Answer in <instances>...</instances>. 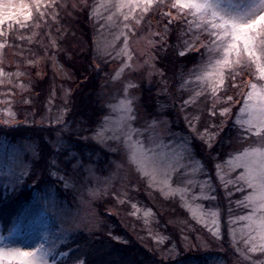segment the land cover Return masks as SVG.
I'll return each instance as SVG.
<instances>
[{
    "label": "rangeland",
    "instance_id": "rangeland-1",
    "mask_svg": "<svg viewBox=\"0 0 264 264\" xmlns=\"http://www.w3.org/2000/svg\"><path fill=\"white\" fill-rule=\"evenodd\" d=\"M87 1L51 0L48 7L42 10L44 15L41 16L34 10L33 20L26 22L24 28L16 24L9 30L5 25L4 31L8 34L0 35V69H3V72H0V119L8 123L15 121L22 112L20 103L32 102L28 97V92L33 82L45 76H49L53 81L52 96L45 115H38L37 121L54 122L62 119L64 104L71 92L70 82L75 80L73 70L64 61L74 60L73 53L86 50V42L82 40L70 19L85 8ZM99 2L100 0H93L92 5ZM92 5L91 16L94 26L92 37L95 40L92 52L93 57L98 60V69L102 68L103 71L100 92L103 102L107 106L112 103L115 96L123 93L126 84L138 85V87H129L126 92V95L133 99L136 107L134 126L140 127L145 122L151 123L155 120L157 124L154 131L157 142L162 141L173 147L183 140H190L193 144V138L189 132L177 129L171 115L166 114L169 112L166 106H158L156 114L150 116L141 103L142 89L148 87L160 89L159 83L164 74L157 61L161 50L158 45L165 41L160 35L165 32L164 25L166 24L157 13L164 9L144 14L142 22L133 25L135 31L128 32L131 37L128 40V47L132 52V66L123 69V76L116 79L114 76L121 69L123 61L127 59L126 55L121 56L125 41V37L119 34L123 26V18L116 14L115 8H112L98 9L101 18L97 19L92 15ZM177 23L184 24L183 22ZM185 32L184 27L174 31L175 34ZM21 36L24 39H20ZM188 39L191 41V36ZM176 40L180 41V39ZM167 45L170 46L169 42ZM197 46L200 48L199 43ZM60 53L65 57L62 61L59 57ZM199 61L189 64L184 76L178 79L180 80L178 86L175 85L178 81L174 79L171 82L170 79L169 86L165 87L163 93L168 98V103L174 105L176 110L184 109L188 113V108L191 110L197 108L195 112L198 120L194 119V116L191 118L192 121L189 119V124L192 130L195 128L194 132L201 136L205 128H208L210 132L216 131L212 128V124L219 125L223 121L225 126L230 117L235 119L237 116L244 115L245 119L247 118L246 114L239 112L244 101L240 93L247 91L243 84L253 79V76L246 72L243 78L238 77L236 83L241 85L239 88H234L229 78L227 91H221L219 94L224 99L214 100L210 87L204 90L203 94L197 95L204 88L203 82L197 81L195 77H191L190 83L187 82L194 70L199 71L197 68ZM106 68L108 69L105 70ZM248 76L250 78L246 79ZM238 90L239 93H237ZM161 92L160 90L159 93ZM236 95L239 96L237 100L231 102L226 100L227 96L235 98ZM213 105L217 111L215 117L211 115ZM222 106L232 108L228 117L219 114ZM9 109L11 115H9ZM187 113L185 116L190 114V112ZM110 116L108 109L105 117ZM114 125L115 122L111 120L106 123L107 128H112ZM230 129L224 127V130L228 132ZM236 131L235 128V133ZM221 133L213 138L212 145H215ZM235 133L227 154L224 157L222 153L216 155L215 158L218 160L213 163L214 166H206L205 161H203L202 168H199L197 164L193 165L198 168L199 183L193 185L192 190L187 193L181 191L184 185L174 183L170 190L159 178L155 185H150L146 179L138 175L133 167L127 164L120 140L105 138L101 141L97 139L107 150L120 151V155L109 153L110 157L104 166L105 170L92 160L77 159L73 163V177L70 174L66 175L63 171L58 176L61 179L57 182H63L60 192L53 187L54 185L44 186L41 193L34 195L33 202L21 209L7 232L0 225V236L5 237V241H0V246L6 242L13 247L28 249L38 243H44L46 248L51 247L56 253L62 252V244L67 241L69 234L73 231H91L103 225L105 218L97 203L107 201L106 209L116 212L117 215L121 214L127 227L137 231L140 239L145 240L149 246L155 245L160 254L162 253L167 258L180 256V250L188 251L199 248L202 250L220 249L226 252L227 235L228 242L233 248L232 253H229V263L221 258L209 264H264V252H251L252 244L245 243V240L249 238V230L246 228L249 221L242 220L240 217L246 216L253 209L250 205L239 203L247 195V191H237L233 183L243 169L234 170L229 163L230 154L242 150L253 141H239ZM57 136L59 137L58 133ZM208 149L205 151V157L211 163L212 152L210 148ZM37 155V145L32 139L10 141L0 137V171L7 172L9 167L13 169L11 176L7 174L0 176V186L5 188L6 193L24 187L27 182L26 177L31 172ZM72 156H74L73 153L69 159ZM216 165L220 166L219 169ZM22 170L27 174L17 182V175ZM141 180L145 182L143 191L152 202L165 206L160 199L165 202L173 200L175 207L183 209L187 214L184 220L186 224L179 220L181 224H179L180 242H177L176 237L166 233L159 225L156 209L145 204L139 197L138 191L141 190L138 189ZM225 181L227 186H225ZM219 187L223 188L222 192H219ZM222 198L228 199L229 203H224L225 206H222L219 202ZM196 205H202V207L197 209ZM213 213L217 214L213 215ZM201 220L204 222L202 223ZM217 231L219 235L215 234ZM10 232L11 235H9ZM256 236L257 233H252V239L259 244V240L255 239ZM237 249H240V252ZM241 252H245L251 259H246L240 254ZM48 259L53 264H70L62 262V257L58 254L49 256Z\"/></svg>",
    "mask_w": 264,
    "mask_h": 264
},
{
    "label": "snow or ice",
    "instance_id": "snow-or-ice-1",
    "mask_svg": "<svg viewBox=\"0 0 264 264\" xmlns=\"http://www.w3.org/2000/svg\"><path fill=\"white\" fill-rule=\"evenodd\" d=\"M49 3L51 0L47 2L0 0V35L8 34L4 31L5 25L9 30L16 24L24 28L26 22L33 20L34 10L43 16L42 10L47 8ZM112 8H115L116 14L123 18V26L119 33L125 37L121 56H127L121 69L114 76L116 79L123 76V69L132 66V52L128 47V40L131 37L128 32L135 31L133 25L140 24L144 14L159 11L161 8L165 11H160L159 15L167 19V24L164 25L165 32L170 31L169 25L183 22L187 27L184 35H191V41L183 42V50L178 53L180 56H187L191 51H199L197 42L200 48L204 49L200 52V61L197 65L199 71L194 70L187 80L190 83L191 77H195L197 81L203 82L204 88L197 95L203 94L204 90L210 87L213 99L223 100L219 94L221 91H227L229 78L232 86L239 88L241 85L236 83L238 77L243 78L246 72L253 76V79L243 84L247 91L240 93L244 101L239 112L246 114L247 118L245 119L244 115L237 116L234 123L229 126L237 129L235 136L239 141L251 140L253 143L230 154L229 163L234 170L243 169L233 183L237 191H247V195L239 203L250 205L253 209L246 216L240 217L249 221L246 225L249 238L245 243L252 244L251 252H264V0H100L99 3L92 5V15L100 19L98 9ZM20 39L24 37L21 36ZM0 72H3V69H0ZM129 87L138 85L126 84L123 93L114 97L113 102L107 106L111 116L105 117V121L98 125L93 138L101 141L105 138L120 140L127 164L150 185H155L159 178L170 190L173 184L177 183L184 185L182 192L191 191L193 185L199 183L198 168L193 165L197 164L202 168L204 157L196 154L190 140H183L174 147L162 141L157 142L155 120L135 127L136 107L133 99L126 95ZM226 100L231 102L234 98L227 96ZM231 111V107L222 106L219 114L228 117ZM11 114L9 109V115ZM211 115L217 116L215 105ZM110 120L114 121L115 125L107 128L106 123ZM224 127L222 121L219 125L212 124V128L216 130L214 132H210L208 128L204 129L200 139L205 142L207 148H212L213 138L220 135ZM34 162H39L38 155ZM49 165L51 169L49 175H58L56 161L50 159ZM216 167L219 169L220 166ZM5 174L11 176L13 169L9 167L7 172L0 171V176ZM26 174V171L22 170L17 175V182ZM200 207L202 205H196L197 209ZM254 232L257 233L255 239L259 240V244L252 239ZM215 234L219 235V232ZM0 241H5V237L0 236ZM70 251L56 253L53 248H46L44 243L25 249L10 246L5 242L0 246V264H53L49 261V256L58 254L67 257ZM237 251L240 252V249ZM240 254L246 259H251L245 252ZM75 264H83V261L77 259Z\"/></svg>",
    "mask_w": 264,
    "mask_h": 264
},
{
    "label": "trees",
    "instance_id": "trees-1",
    "mask_svg": "<svg viewBox=\"0 0 264 264\" xmlns=\"http://www.w3.org/2000/svg\"><path fill=\"white\" fill-rule=\"evenodd\" d=\"M92 3L93 0H88L85 8L78 11L70 19L81 35L82 40L86 42V50L76 51L73 53L75 55L73 56L74 60L64 61L73 70L75 80L70 82L71 92L64 104L65 109L62 119L54 122L37 121L38 115H45L48 102L52 96L53 81L49 76L33 82L28 92V97L32 102L20 103L22 108L20 111L22 112L19 113L20 115L15 121L8 123L0 119V137L7 138L10 141L32 139L37 145L39 159V162L33 163L32 170L26 177L27 182L24 187L17 191L6 193L5 188L0 186V225L6 232L21 209L31 204L34 195L41 193L44 186L54 185L53 187L59 192L62 190L61 184L63 182H57L58 179H61L58 176L63 171L66 175L70 174L73 177V163L77 159H83V161L92 160L105 170L106 167L104 166L109 161V153L116 156L120 155V151H109L102 143L93 138L94 131L98 125L104 122L103 118L108 113V107L100 96L103 71L101 70L102 68L98 69V60L93 57L92 52L93 42L95 41L92 37L94 33L93 18L91 16ZM161 10L163 9L161 8ZM157 14L159 15V13ZM163 19L167 24V19ZM181 27L187 30L185 24L177 23L169 25L170 31L160 35L165 40L158 45L161 50L157 61L164 72L159 83L160 89H150V87L142 89L141 103L150 116L156 114L158 106H166V110L169 111L166 114L171 115L172 121L176 123V128L186 133L189 132V135L193 138V148L197 155L204 157L203 161H205L206 166H214L213 163L218 160L215 156L222 153V157H224L227 154V150L231 147L230 142L233 140L235 128H231L229 132L224 130L215 145H212L210 151L212 152L213 162L211 159L210 163L207 160L208 158L205 157V151L209 149L189 124V119L191 120L194 116V118L197 117L195 112L197 108H193V110L188 108L187 110L190 114L185 116L186 110H176L174 105L172 106L168 103V98L163 93L165 87L169 86L170 79L171 82L175 79V81H178L175 85H179L180 80L178 79L184 76L190 66L189 64L198 62L200 60V52L204 51V49L197 46L199 51H191L187 56L178 54L179 51L183 50V42L190 40L188 38L191 36L190 34L185 36L181 33H174ZM176 39H180V41L177 42ZM166 42H169L170 46ZM59 57L61 61L63 58L65 59L61 53ZM249 78V76L246 77V79ZM160 90L162 91L161 93H159ZM237 93H239V90ZM238 98L239 96L236 95L234 100ZM233 123L234 117H230L226 121L225 126L229 127ZM72 153L74 156L69 159ZM50 159L56 161L58 175H49L51 170ZM144 185L145 182L141 180L140 188L138 189L141 190L138 191L139 197L145 204L151 205L156 209L159 225L164 228L166 233L176 237L177 242H180L179 220L186 224L184 220L187 214L183 209L175 207L173 200L165 202V200L160 199L166 207L158 202H152L146 196V192L143 191ZM222 191L223 188L219 187V192ZM221 200L219 202L222 206H225L224 203H229L228 199L222 198ZM97 204L101 208L102 216L105 218L103 225L99 229L91 231L77 230L70 233L67 241L62 244L61 251H71L67 257H62V262L75 264V261L80 259L83 264H209L224 258V262L229 263L228 257L232 253L231 249L233 248L228 242L229 238L227 235L226 245L228 247L226 252L220 249L202 250L199 248L188 251L180 250V256L167 258L162 253L160 254L159 249L155 245L149 246L145 243V240L140 239L137 231L127 227L121 214L117 215L116 212H110L106 209L107 201ZM160 205L162 207H159Z\"/></svg>",
    "mask_w": 264,
    "mask_h": 264
}]
</instances>
